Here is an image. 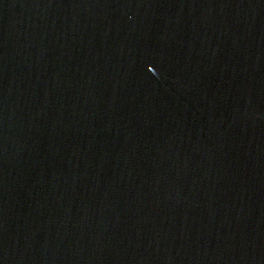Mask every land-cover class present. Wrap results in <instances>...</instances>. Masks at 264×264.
<instances>
[{"label": "water", "instance_id": "obj_1", "mask_svg": "<svg viewBox=\"0 0 264 264\" xmlns=\"http://www.w3.org/2000/svg\"><path fill=\"white\" fill-rule=\"evenodd\" d=\"M0 264H264V0H0Z\"/></svg>", "mask_w": 264, "mask_h": 264}]
</instances>
